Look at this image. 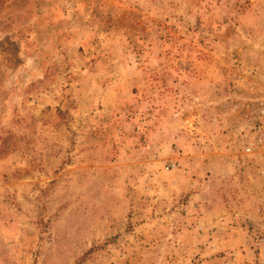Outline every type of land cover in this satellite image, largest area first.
Returning <instances> with one entry per match:
<instances>
[{
	"label": "rangeland",
	"instance_id": "obj_1",
	"mask_svg": "<svg viewBox=\"0 0 264 264\" xmlns=\"http://www.w3.org/2000/svg\"><path fill=\"white\" fill-rule=\"evenodd\" d=\"M264 0H0V264H264Z\"/></svg>",
	"mask_w": 264,
	"mask_h": 264
},
{
	"label": "built area",
	"instance_id": "obj_2",
	"mask_svg": "<svg viewBox=\"0 0 264 264\" xmlns=\"http://www.w3.org/2000/svg\"><path fill=\"white\" fill-rule=\"evenodd\" d=\"M253 133V137L247 143L245 153H247L250 162L255 161L256 157L259 158L258 173L264 178V122L258 123ZM259 211L264 215V199Z\"/></svg>",
	"mask_w": 264,
	"mask_h": 264
}]
</instances>
